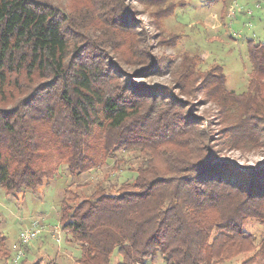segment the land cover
Segmentation results:
<instances>
[{"label":"trees","instance_id":"1","mask_svg":"<svg viewBox=\"0 0 264 264\" xmlns=\"http://www.w3.org/2000/svg\"><path fill=\"white\" fill-rule=\"evenodd\" d=\"M148 1L163 6L159 16L184 5ZM130 2L89 0L68 12L47 1L0 0V84L22 75L30 95L0 108V186L17 191L48 183L56 171L42 165L47 143L72 175L96 168L97 155L105 161L122 149L145 151L146 160L120 189L98 192L72 209L63 197L59 219L80 249L78 264H108L114 250L117 264L158 257L164 264H216L247 253L241 264H264V235L257 241L243 229L247 220L264 225V164L220 160L206 122L191 118L179 126L176 115L146 106V92L94 63L101 45L95 31L135 27ZM79 29L86 32L78 42L84 46L73 43L70 51L69 34ZM247 43L248 86L256 95L264 80V41ZM246 103V118L228 138L231 145L264 150L263 110Z\"/></svg>","mask_w":264,"mask_h":264},{"label":"rangeland","instance_id":"2","mask_svg":"<svg viewBox=\"0 0 264 264\" xmlns=\"http://www.w3.org/2000/svg\"><path fill=\"white\" fill-rule=\"evenodd\" d=\"M40 1L74 12L89 0ZM171 1H184V5H177L168 16H159L155 12L163 6L152 5L148 0H131V25L135 27L114 28L108 33L95 31L101 45L94 63L146 92V106L160 108L163 116L176 115L182 122L179 126L191 118L206 122L209 144L217 150L220 160L248 168L264 164V150L253 149L244 141L245 145H231L228 138L248 114L247 99L260 105L264 113L263 78V83L258 84V96L248 86L251 62L247 43L264 41V0ZM81 33L86 32L79 29L69 34L70 51L74 50L73 43L81 40ZM78 45L84 46V42ZM20 82H24L22 75L17 82L0 84V108L14 107L30 97L26 84ZM43 149L42 165L56 171L48 183L17 191H6L0 186V264H31L37 259L44 263L78 264L80 249L59 219L63 197L72 209L98 192L120 189L122 183L133 179L137 166L146 160L144 153L147 154L138 149H122L105 161L97 155L96 168L72 175L53 144L47 143ZM35 223L39 229L37 237L21 247L19 233ZM243 229L253 233L257 241L264 235V225L252 220L245 221ZM18 248L23 257L14 263ZM249 255L240 254L216 264H241ZM120 261L114 250L108 264ZM145 264L164 263L158 257Z\"/></svg>","mask_w":264,"mask_h":264},{"label":"built area","instance_id":"3","mask_svg":"<svg viewBox=\"0 0 264 264\" xmlns=\"http://www.w3.org/2000/svg\"><path fill=\"white\" fill-rule=\"evenodd\" d=\"M39 233L38 225H33L28 229H24L19 233V245L22 247L25 244L29 243L31 240H34ZM23 257V252L21 248H18L16 254L14 256V263L18 262V260Z\"/></svg>","mask_w":264,"mask_h":264},{"label":"crops","instance_id":"4","mask_svg":"<svg viewBox=\"0 0 264 264\" xmlns=\"http://www.w3.org/2000/svg\"><path fill=\"white\" fill-rule=\"evenodd\" d=\"M28 250V249H27Z\"/></svg>","mask_w":264,"mask_h":264}]
</instances>
